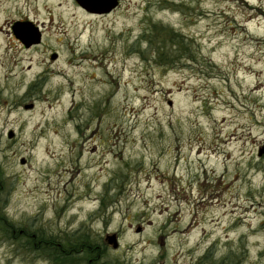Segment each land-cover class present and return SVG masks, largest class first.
<instances>
[{"label": "rangeland", "instance_id": "obj_1", "mask_svg": "<svg viewBox=\"0 0 264 264\" xmlns=\"http://www.w3.org/2000/svg\"><path fill=\"white\" fill-rule=\"evenodd\" d=\"M0 173V264H264V0H0Z\"/></svg>", "mask_w": 264, "mask_h": 264}, {"label": "water", "instance_id": "obj_2", "mask_svg": "<svg viewBox=\"0 0 264 264\" xmlns=\"http://www.w3.org/2000/svg\"><path fill=\"white\" fill-rule=\"evenodd\" d=\"M81 7L86 10H94L98 6H104L105 10L109 11L116 5L119 0H75ZM11 30L14 36L25 46L29 47L33 44H38L41 41V32L39 27L31 21H15L11 26ZM56 57L55 54L51 55V59ZM31 107V105L29 106ZM13 132H8V137H12ZM263 149L260 150V152ZM107 244L112 248H117L118 242L115 234L106 236Z\"/></svg>", "mask_w": 264, "mask_h": 264}, {"label": "bare ground", "instance_id": "obj_3", "mask_svg": "<svg viewBox=\"0 0 264 264\" xmlns=\"http://www.w3.org/2000/svg\"><path fill=\"white\" fill-rule=\"evenodd\" d=\"M12 54H13L12 58H11V60L9 62V72L6 74V76L7 77H11L12 80L15 81L16 84H17L18 82H20V80H21V78H22V76L24 74L23 73V62H24L25 59H24V57L21 54H19L17 56H16L15 53H12ZM116 60L119 61L118 58ZM32 64L34 65L35 68H38V69L41 68V63L39 62V60L37 58H33ZM47 74L57 78L58 82H60L59 89L61 91L68 92L69 89L66 86H64L63 82H62L63 79L65 78V76L60 71L49 70ZM243 74L246 75V76L248 75L245 69H243ZM50 92H51V89H48L46 94L42 95V99L44 100V102H48L49 104H50V100H49L48 94ZM219 104H220V102H219ZM48 107H50V106L48 105ZM42 110H43L42 108H40L38 110V112H37L38 115L42 114ZM45 155H47V153H45ZM251 211L255 212L256 210L252 209ZM210 222H212V221H209V224H211ZM186 229H184L182 231H185ZM193 231H195V229H193ZM204 264H208V263L205 262Z\"/></svg>", "mask_w": 264, "mask_h": 264}, {"label": "trees", "instance_id": "obj_4", "mask_svg": "<svg viewBox=\"0 0 264 264\" xmlns=\"http://www.w3.org/2000/svg\"><path fill=\"white\" fill-rule=\"evenodd\" d=\"M2 182H3V179H2V175L0 173V191H1ZM12 226L13 225H11L6 220V218L0 213V228L2 227L5 229V227H8V228L10 227L13 229L14 227H12ZM31 238H33V236ZM39 238H41L40 241L42 243L52 242L51 240H48V238H46V239L44 237H39ZM40 241H38V242H40ZM34 247L37 248L36 246H34ZM54 248L56 250V253H58L60 255H66L68 252H70L74 248L76 250H80L81 248H84V251L87 253L89 260L92 261V264H96V261L99 260L98 259V247L95 245V243H93V242L90 243L89 241H87L86 237H79L77 239V241H75L74 243H70V245H68V246H63V245L57 246L56 243H54Z\"/></svg>", "mask_w": 264, "mask_h": 264}, {"label": "flooded vegetation", "instance_id": "obj_5", "mask_svg": "<svg viewBox=\"0 0 264 264\" xmlns=\"http://www.w3.org/2000/svg\"><path fill=\"white\" fill-rule=\"evenodd\" d=\"M70 1L75 3V5L87 15H90L93 17H106V16L112 14L113 12L119 10L122 6L123 0H119L118 2H116V5L114 7H112L109 11L105 10L104 6H98V7L94 8V10H86L85 8L81 7L75 0H70ZM24 20H26V19H24Z\"/></svg>", "mask_w": 264, "mask_h": 264}]
</instances>
